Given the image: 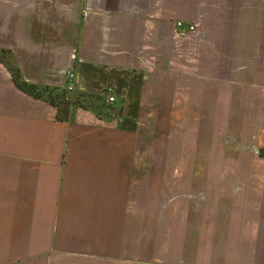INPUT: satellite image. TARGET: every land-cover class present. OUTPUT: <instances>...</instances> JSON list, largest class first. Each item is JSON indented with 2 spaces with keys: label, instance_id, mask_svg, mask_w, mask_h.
Instances as JSON below:
<instances>
[{
  "label": "crops",
  "instance_id": "obj_1",
  "mask_svg": "<svg viewBox=\"0 0 264 264\" xmlns=\"http://www.w3.org/2000/svg\"><path fill=\"white\" fill-rule=\"evenodd\" d=\"M0 264H264V0H0Z\"/></svg>",
  "mask_w": 264,
  "mask_h": 264
},
{
  "label": "built area",
  "instance_id": "obj_2",
  "mask_svg": "<svg viewBox=\"0 0 264 264\" xmlns=\"http://www.w3.org/2000/svg\"><path fill=\"white\" fill-rule=\"evenodd\" d=\"M176 27H177V29L179 28V29L183 30V29H182L183 24H182L181 22H177V23H176ZM197 28H198V24H197L196 22H190V23L188 24L187 28H186V31H188V32H193V31H195ZM66 77H67V82H66V84H65V89H66L67 91H70V90H72V88H73L72 85H71V80L73 79L74 75H73L72 72H69V73L66 75ZM112 93H113V91H112L111 88H107V89L105 90V95H106V98H107V103H109V104H111V103L113 102V100H114V98H113V94H112Z\"/></svg>",
  "mask_w": 264,
  "mask_h": 264
},
{
  "label": "rangeland",
  "instance_id": "obj_3",
  "mask_svg": "<svg viewBox=\"0 0 264 264\" xmlns=\"http://www.w3.org/2000/svg\"><path fill=\"white\" fill-rule=\"evenodd\" d=\"M60 99V98H59ZM64 103V102H63Z\"/></svg>",
  "mask_w": 264,
  "mask_h": 264
}]
</instances>
